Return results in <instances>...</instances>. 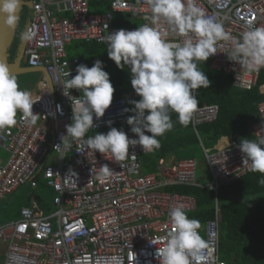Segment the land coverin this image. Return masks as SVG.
Returning a JSON list of instances; mask_svg holds the SVG:
<instances>
[{"label": "built area", "instance_id": "1", "mask_svg": "<svg viewBox=\"0 0 264 264\" xmlns=\"http://www.w3.org/2000/svg\"><path fill=\"white\" fill-rule=\"evenodd\" d=\"M22 1L31 5L25 29L31 38L25 41L23 58L30 68H44L49 82L41 76L37 87L29 90L33 98H40L33 105V112L40 114L35 126H26L18 113L15 126L0 129V149L7 154L6 161L0 162V204L21 187L36 190L38 181L55 197L49 212L40 209L32 197L28 207L19 209L18 218L0 225L2 264H159L156 250L162 244L151 245L149 241L173 234L170 208L179 205L187 213L196 209L193 197L170 194L164 188L202 187L216 194L221 186L251 173L243 165L240 142L228 140L225 146L213 150L201 147L209 174L206 185L197 181L198 163L194 159H159L154 173H143L141 159L153 151L144 152L139 145L130 146L123 168L98 151L76 152V141H72L71 149H65L61 136L66 135L65 126L71 124L73 110L80 106L77 100L82 102L83 94L72 89L65 96L62 83L76 75L79 64L89 67L84 59L67 58L66 46L78 40L102 43L100 38L108 33L121 28L134 30L116 27L115 18L131 16L143 25L150 9L146 0H111L108 11L102 13L90 12V0ZM197 4L236 37L249 23L264 25V0H197ZM219 43V51L209 58L210 68L229 76L239 90L254 88L260 71L240 69L223 53L230 50V43ZM258 92L263 100L256 107L258 121L249 131L253 139L264 124V83ZM128 99L140 97L133 91ZM124 108L126 99L113 96L105 115L99 120L94 117L97 127L87 135L106 133L107 121L111 120L112 127L123 129L129 138H138L130 127H121L128 117ZM218 112L217 105L198 106L191 120L193 128L213 122ZM103 164H108L113 174L100 181L96 176ZM70 168L77 177L66 180ZM215 207L213 219L199 230L210 244L200 264H226L219 258L217 204Z\"/></svg>", "mask_w": 264, "mask_h": 264}, {"label": "clouds", "instance_id": "2", "mask_svg": "<svg viewBox=\"0 0 264 264\" xmlns=\"http://www.w3.org/2000/svg\"><path fill=\"white\" fill-rule=\"evenodd\" d=\"M146 3L150 14L143 19L147 23L134 30L121 28L100 38L117 68L125 70L127 67L131 86L140 97L129 101L134 107L122 110L134 113L127 117L126 123L138 138H129L123 129L112 127L111 120L107 121L109 131L106 133L87 135L97 127L94 117L99 120L111 106L115 92L110 74L97 59L91 67L79 64L76 75L62 83L65 96H69L72 89L83 94V101L77 100L80 106L73 110L71 124L65 126L66 135L61 136L65 149H71L72 141H76V152L98 151L122 168L129 157L130 146L139 145L144 152L159 149L158 137L174 128L171 113L177 114L182 126L191 122L199 106L196 90L209 88L211 84L198 63L215 55L221 41L230 43V50L223 53L240 69L252 73L264 68V25L249 23L236 37L226 31L215 15L199 7L197 0H146ZM21 8L22 0H0V14L6 17L4 24L8 28L15 30L18 26L17 13ZM30 38V32L21 34L22 40ZM38 100L40 98H33L30 91L20 87L17 75L6 64L0 63V129L15 126L18 113L26 126H35L40 114L33 112V105ZM256 134L255 139L242 138L238 147L243 165L251 172L260 173L258 183L264 186V124ZM112 174L108 164H103L96 179L103 181ZM75 177L77 173L70 168L65 179ZM168 217L173 234L149 241L151 245L162 244L156 250L159 264H200L210 247L209 241L200 234V221L189 218L179 205L170 208Z\"/></svg>", "mask_w": 264, "mask_h": 264}, {"label": "trees", "instance_id": "3", "mask_svg": "<svg viewBox=\"0 0 264 264\" xmlns=\"http://www.w3.org/2000/svg\"><path fill=\"white\" fill-rule=\"evenodd\" d=\"M110 1L90 0L89 10L91 13L108 11ZM118 25L123 27L121 24ZM65 51L67 58L84 59L89 67L95 60H101L115 88L113 96L116 99H126V108L134 107L128 99L134 91L130 82V73L127 67L121 70L109 59L104 43L72 41L66 46ZM210 64L209 59L198 63V67L205 72L211 84L209 88L196 90L195 95L199 106L204 104L218 106L216 120L202 123L194 129L191 122L186 127L179 124L177 114L171 113L174 128L158 137L161 145L159 149L141 159L143 173H154L159 159L169 160L168 162L204 159L201 147L212 150L222 137L236 142H240L242 138L253 139L249 131L253 123L258 121L256 107L263 100L258 87L264 83V68L260 70L257 85L249 91H243L232 85L229 76L213 71ZM29 75L38 76L28 74L17 77L21 79L19 85L22 89L31 87V84L24 81L25 76ZM131 115L134 113L128 112V116ZM121 127L131 128L126 120ZM207 174L208 171L202 180L196 177L201 185L208 183L209 174ZM260 178L261 174L258 172L248 173L231 184L221 186L216 194L208 188L192 186L166 187L164 191L193 197L196 201V209L187 215L189 218L199 220L201 225L213 219L217 204L219 258L226 264H264V186L258 183ZM29 205L30 199L17 204L12 209L15 211L14 217L18 218L21 207ZM47 211L49 212V207Z\"/></svg>", "mask_w": 264, "mask_h": 264}, {"label": "rangeland", "instance_id": "4", "mask_svg": "<svg viewBox=\"0 0 264 264\" xmlns=\"http://www.w3.org/2000/svg\"><path fill=\"white\" fill-rule=\"evenodd\" d=\"M29 15H31L30 9L23 7L21 10L20 20H19L18 27H17L16 38H15V42L13 45V52L11 53L12 59L14 58L13 53L15 54V51H16L15 48H17L18 43L20 44L22 40L21 34L23 33L24 28L26 29L25 25L26 23L28 24L27 21L29 19ZM131 23H133V25H138L139 21L131 20ZM94 62H92L91 66L94 64ZM21 65L22 66L26 65L25 58H22ZM25 67H28V66L26 65ZM36 75L38 76L37 77H31L30 75L25 76L24 81L27 84H31L30 86L37 87V84L40 81L39 80L40 77H39V74H36ZM6 158H7V154L3 150L0 149V160L3 161L2 163L6 161ZM197 163H198V166H197V171H196V177L202 178L207 172L205 160L198 159ZM34 196L37 197L40 207L45 209L46 211L48 207H49V210L53 207V200H54L55 194L50 189L45 188L42 181L39 182L38 188L36 190L30 189L28 186L21 187L16 192H14V194L7 197L6 200L0 204V225L10 220L7 217V213L9 211H12V209L15 208L17 204L19 203L22 204L23 202L29 200L30 198ZM3 252H4V246L0 245V264H2L3 262V255H2Z\"/></svg>", "mask_w": 264, "mask_h": 264}, {"label": "water", "instance_id": "5", "mask_svg": "<svg viewBox=\"0 0 264 264\" xmlns=\"http://www.w3.org/2000/svg\"><path fill=\"white\" fill-rule=\"evenodd\" d=\"M23 7L30 9L31 5L29 2L22 1V8ZM20 14L21 11L20 13L19 12L17 13V15L19 16ZM5 18L6 17L4 16V14H0V63L6 64L9 67V70L13 74L17 75V77L28 74H40L47 80V82H49L48 76L44 68L35 69L30 67H23L21 65L25 40H21L20 44L18 43V46L14 54V58L11 60V51L13 49V45L15 42L18 26L16 27L15 30L8 28L4 24Z\"/></svg>", "mask_w": 264, "mask_h": 264}, {"label": "crops", "instance_id": "6", "mask_svg": "<svg viewBox=\"0 0 264 264\" xmlns=\"http://www.w3.org/2000/svg\"><path fill=\"white\" fill-rule=\"evenodd\" d=\"M126 1H129V2H132L131 0H126ZM135 1V0H134ZM133 1V2H134ZM131 20H137V19H135V18H132L131 16H121V17H116L115 18V20H114V25L116 26V27H119V25L118 24H121V25H123V27H128V28H137L139 25H141V21L140 20H137V21H139V24L138 25H133V23H131ZM28 22V21H27ZM26 25H27V23H26ZM26 25H25V27H26ZM122 27V26H121ZM25 31V28H24V30H23V32ZM16 50V49H15ZM42 75H40L39 74V77H41ZM40 79V78H39ZM20 81H21V79L20 78H18V83L20 84ZM33 88H35V87H33V86H31V87H29V88H26V89H24V90H27V91H29V90H33ZM227 141H228V138L227 137H222V138H220L217 142H216V144L213 146V149H218V148H222L223 146H225L226 145V143H227ZM212 149V150H213ZM169 161V160H168ZM167 161V162H168ZM0 162L2 163L3 161L2 160H0ZM207 167V166H206ZM207 171H208V169H207ZM208 175V174H207ZM205 176V175H204ZM209 176V175H208ZM203 179V177L202 178H199V180H202ZM34 200L35 201H37V203H38V205H39V201H38V199H37V197L36 196H34ZM40 209H43V208H41L40 207V205L38 206ZM44 210V209H43ZM14 214H15V211H9L8 213H7V217L10 219V220H13V219H16V217H14Z\"/></svg>", "mask_w": 264, "mask_h": 264}, {"label": "flooded vegetation", "instance_id": "7", "mask_svg": "<svg viewBox=\"0 0 264 264\" xmlns=\"http://www.w3.org/2000/svg\"><path fill=\"white\" fill-rule=\"evenodd\" d=\"M13 50V49H12Z\"/></svg>", "mask_w": 264, "mask_h": 264}]
</instances>
